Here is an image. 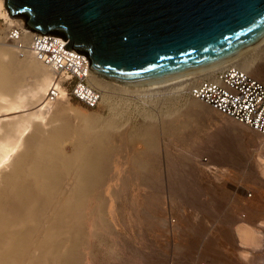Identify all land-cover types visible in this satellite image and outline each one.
I'll use <instances>...</instances> for the list:
<instances>
[{"label": "rangeland", "instance_id": "rangeland-1", "mask_svg": "<svg viewBox=\"0 0 264 264\" xmlns=\"http://www.w3.org/2000/svg\"><path fill=\"white\" fill-rule=\"evenodd\" d=\"M8 28L0 18L1 37L8 39ZM259 44L250 55L259 67L253 76L264 82V42ZM179 79L114 93V119L122 123L113 133L122 131L127 143L117 135L110 142L109 176L103 187L91 188L81 208L63 201L46 204L45 224L28 256L36 259L42 250L39 264H264V135L189 97L186 87L192 82ZM68 101L70 113L54 123L62 124L63 137L72 142L93 133L91 124L112 112L101 100L92 108L72 97ZM83 112L96 113L91 124ZM147 123L154 140L149 154L147 144L137 140ZM71 148L66 144L67 152ZM148 155L147 168L135 164ZM72 181L62 180V199L72 195ZM36 182L21 184L43 193ZM52 222L57 240L46 250L39 239ZM243 228L249 233L243 235Z\"/></svg>", "mask_w": 264, "mask_h": 264}, {"label": "bare ground", "instance_id": "bare-ground-1", "mask_svg": "<svg viewBox=\"0 0 264 264\" xmlns=\"http://www.w3.org/2000/svg\"><path fill=\"white\" fill-rule=\"evenodd\" d=\"M10 15L5 10L4 0H0V18L9 27L8 39L0 36V264H14L23 258L29 259L28 264H34L35 261L39 264L43 261L42 250L36 259L28 255L31 253V243L38 235L41 225L45 224L41 222L44 220L41 216L46 204L63 201L81 208L91 188L103 187L108 175L106 161L113 152L110 142L118 136L120 141L127 143L124 142L125 136H119L124 135L122 131L119 135L116 134L117 136L113 133L115 127L119 128L122 123L119 125L114 119L117 114L111 101L116 97L114 93L146 91L152 86L127 87L89 70L85 74V80L99 90V102H104L112 112L110 116L100 120L99 116L95 117L98 121L93 125L91 123L94 119L91 117L96 113L83 112L84 117L91 118L90 124L95 131L89 132V135L78 139L77 142H72L63 137L62 124L57 126L54 123L63 119L72 108L66 90L60 83L61 74L54 72L49 65L35 56L28 46L30 30L23 25V20ZM13 26L18 28L17 34L9 36ZM259 43L220 65L184 76L183 79L193 83L215 69L229 64L238 66L252 75L258 74L256 55L253 57L250 53L257 52L263 44ZM11 112L18 113L12 115ZM150 126V123H147L137 139L147 144V154L154 146ZM131 140L134 142L136 139L133 137ZM66 144L72 146L69 152L65 149ZM87 150L89 151L85 152ZM147 158H136L135 164L147 168L150 164L149 155ZM31 179L38 180L35 183L37 186L43 184V193L35 186L21 184L23 180ZM62 180H74L70 186L72 195L63 199L60 197ZM77 211L69 212L76 214ZM67 212L68 210L63 213ZM53 226V222L47 225L41 234V248H55L53 242L57 240L55 234L58 229ZM241 232L243 235L249 233L248 229L244 228Z\"/></svg>", "mask_w": 264, "mask_h": 264}, {"label": "water", "instance_id": "water-1", "mask_svg": "<svg viewBox=\"0 0 264 264\" xmlns=\"http://www.w3.org/2000/svg\"><path fill=\"white\" fill-rule=\"evenodd\" d=\"M30 31L53 33L89 69L146 87L220 65L264 40V0H4Z\"/></svg>", "mask_w": 264, "mask_h": 264}, {"label": "built area", "instance_id": "built-area-1", "mask_svg": "<svg viewBox=\"0 0 264 264\" xmlns=\"http://www.w3.org/2000/svg\"><path fill=\"white\" fill-rule=\"evenodd\" d=\"M18 28H10L16 36ZM28 46L35 56L61 74V84L68 97L92 108L100 92L87 83L85 74L90 70L88 58L72 48L63 46L66 39L53 33L30 31ZM189 97L198 100L217 114L247 128L264 133V82L235 65L215 69L186 87Z\"/></svg>", "mask_w": 264, "mask_h": 264}]
</instances>
